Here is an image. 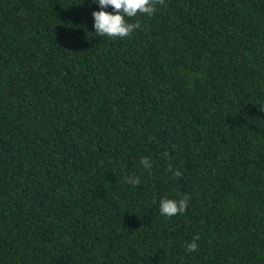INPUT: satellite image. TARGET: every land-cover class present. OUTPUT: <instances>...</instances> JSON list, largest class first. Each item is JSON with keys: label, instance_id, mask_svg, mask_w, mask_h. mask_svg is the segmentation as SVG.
Listing matches in <instances>:
<instances>
[{"label": "trees", "instance_id": "trees-1", "mask_svg": "<svg viewBox=\"0 0 264 264\" xmlns=\"http://www.w3.org/2000/svg\"><path fill=\"white\" fill-rule=\"evenodd\" d=\"M165 5L0 0V264H264V0Z\"/></svg>", "mask_w": 264, "mask_h": 264}, {"label": "clouds", "instance_id": "clouds-1", "mask_svg": "<svg viewBox=\"0 0 264 264\" xmlns=\"http://www.w3.org/2000/svg\"><path fill=\"white\" fill-rule=\"evenodd\" d=\"M95 2L98 3L100 10L92 12L94 31L97 36L110 38L129 37L140 27L138 22H129V20L138 15L152 16L158 10V6L166 7L165 0H95ZM109 6H111L112 11H105ZM260 108L264 110V105H261ZM140 163L145 169L152 167L149 157H141ZM166 171L171 172L174 178H179L182 175L178 169H173L171 164H169ZM125 179L133 187L141 183L139 176L129 175ZM188 203L189 197L187 195L178 200L163 198L160 201L159 211L167 217L181 215L185 213ZM198 240L199 236L194 237L191 242L186 244L185 251L187 253L197 252L199 248Z\"/></svg>", "mask_w": 264, "mask_h": 264}]
</instances>
